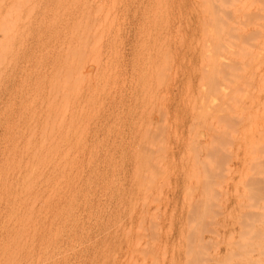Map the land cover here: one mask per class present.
I'll return each mask as SVG.
<instances>
[{
  "label": "rangeland",
  "instance_id": "obj_1",
  "mask_svg": "<svg viewBox=\"0 0 264 264\" xmlns=\"http://www.w3.org/2000/svg\"><path fill=\"white\" fill-rule=\"evenodd\" d=\"M0 264H264V0H0Z\"/></svg>",
  "mask_w": 264,
  "mask_h": 264
}]
</instances>
